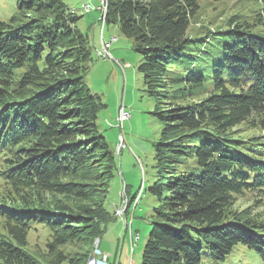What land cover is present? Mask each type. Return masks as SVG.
I'll return each instance as SVG.
<instances>
[{
	"label": "trees",
	"instance_id": "16d2710c",
	"mask_svg": "<svg viewBox=\"0 0 264 264\" xmlns=\"http://www.w3.org/2000/svg\"><path fill=\"white\" fill-rule=\"evenodd\" d=\"M14 1L16 12L0 19V174L11 199L0 201V264H41L27 250L38 226L62 263L59 248L100 236L103 215L113 217L117 167L99 129L104 105L83 82L91 44L78 28L82 16L66 0ZM106 1L105 24L134 39L164 123L158 176L146 190L155 203L141 264H203L204 255L226 264L242 248L264 264V216L234 210L236 196L264 200V135L233 131L264 132V0L252 23L234 16L233 30L221 33H235L233 44L207 34L211 46L197 57L188 31L200 0ZM51 194L90 207H34Z\"/></svg>",
	"mask_w": 264,
	"mask_h": 264
},
{
	"label": "rangeland",
	"instance_id": "374dc122",
	"mask_svg": "<svg viewBox=\"0 0 264 264\" xmlns=\"http://www.w3.org/2000/svg\"><path fill=\"white\" fill-rule=\"evenodd\" d=\"M66 3L70 9L78 11V15L82 16L78 28L82 34L89 37L91 44V58L86 65L87 71L83 76V82L91 94L100 97L104 105L99 111V129L109 149L114 153L117 167L112 178L114 185L112 196L116 198L107 207L114 215L112 214L113 217L103 215L108 218L98 223L100 236H86L83 240L68 242L59 248L64 257H67L62 263L55 261L56 254L51 256L49 253L48 244L52 242V238L47 229L41 226L30 233L27 250L41 264H94L97 259L103 261L106 259L108 264H141L152 228L150 216L155 203L146 190L158 176L156 145L160 142L164 127V123L154 115L160 102L156 94L149 93L145 75L138 70L142 56L135 49L134 39L123 35L116 25H105L103 28L105 41H110L112 37L116 40L110 48L112 58L100 57L98 54V50L102 48L100 13L98 10H93L89 14H84L83 11L85 3L98 6V2L66 0ZM200 6L199 12L191 20L188 31L189 37L194 38L192 42V46L195 47L194 57H197L203 46L209 50L211 45L202 41L207 34L213 36L211 41L213 43L225 42L228 44L226 46L233 44L235 39L231 37L235 38V33L221 34L233 30L234 26L230 23L232 18L235 16L239 20L245 19L252 23L261 9V4L257 0H200ZM15 12L14 0H0V19L6 20ZM253 31L259 30L255 28ZM207 57L208 55H203V58L197 62L198 65H203ZM204 97L202 94L190 99L195 102ZM122 104L131 114L124 122L123 128L117 120ZM233 131L245 139L264 135L263 131L249 130L245 126L235 128ZM2 165L0 164V170ZM104 193L105 190L102 194ZM134 196L136 197L131 202L130 198ZM2 199L5 202L11 200L0 174V201ZM5 202L3 207L8 208ZM38 206L69 208L79 213L78 211L83 207H90V203L69 196L51 194L45 196L44 204L34 205V207ZM248 208L247 212L264 216V200H260L259 196L253 193L236 196L234 210L241 212ZM97 210L100 212L99 208ZM97 222L98 220H94L95 226ZM3 224L0 217V232L3 231ZM95 249L101 251L100 257L93 254ZM242 250L244 252L239 257L234 261L229 259L226 264H260L255 253L245 248ZM203 264L213 263L207 255H204Z\"/></svg>",
	"mask_w": 264,
	"mask_h": 264
},
{
	"label": "built area",
	"instance_id": "2783aa9c",
	"mask_svg": "<svg viewBox=\"0 0 264 264\" xmlns=\"http://www.w3.org/2000/svg\"><path fill=\"white\" fill-rule=\"evenodd\" d=\"M98 2V6H93L90 4L85 3V10L87 11V13H91L93 10H98L100 13V17H99V24L102 27V33H101V44H102V48L100 50H98V54L100 57L102 58H112L111 54H110V48L112 46V43L115 41V37H112L110 41H105L104 39V27H105V21L102 20L101 18V2L102 0H96ZM131 114L130 111L126 108L125 105H121L119 108V112H118V116H117V120L120 124V127L123 128V124L125 121H127L130 118ZM106 262V259H105ZM94 264H97L94 262Z\"/></svg>",
	"mask_w": 264,
	"mask_h": 264
},
{
	"label": "bare ground",
	"instance_id": "6f19581e",
	"mask_svg": "<svg viewBox=\"0 0 264 264\" xmlns=\"http://www.w3.org/2000/svg\"><path fill=\"white\" fill-rule=\"evenodd\" d=\"M83 11H84V14H89L85 10V5L83 6ZM106 12H107V1L106 0H102V2H101V18H102L103 21H105ZM115 40H116V38H115Z\"/></svg>",
	"mask_w": 264,
	"mask_h": 264
},
{
	"label": "water",
	"instance_id": "95a60500",
	"mask_svg": "<svg viewBox=\"0 0 264 264\" xmlns=\"http://www.w3.org/2000/svg\"><path fill=\"white\" fill-rule=\"evenodd\" d=\"M94 255H95V256H100V255H101V251L98 250V249H95V250H94ZM95 260H96V259H95ZM96 263H97V264H108V263H106L105 261H103V260H101V259H97V260H96Z\"/></svg>",
	"mask_w": 264,
	"mask_h": 264
}]
</instances>
